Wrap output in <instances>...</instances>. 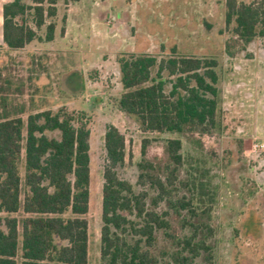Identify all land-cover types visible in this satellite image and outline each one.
Segmentation results:
<instances>
[{
	"label": "trees",
	"instance_id": "16d2710c",
	"mask_svg": "<svg viewBox=\"0 0 264 264\" xmlns=\"http://www.w3.org/2000/svg\"><path fill=\"white\" fill-rule=\"evenodd\" d=\"M59 1L79 0L4 3L3 44L19 49L35 40L52 41ZM224 24L228 54L236 44L245 49L255 38L264 39V0H225ZM116 63L122 92L114 97L115 106L141 131L187 136L216 127L215 58L158 60L148 53H120ZM20 113H0V264H87L91 177L84 112L46 109L28 114L26 121ZM147 144L142 140V156ZM103 146L100 264H213V228L208 220H194L209 215L208 208L198 211L194 203L203 202L204 186L190 180L189 195L176 186L187 185L179 178L180 138L165 140L169 161L162 168L144 159L137 163L138 189L120 176L125 137L110 123L104 126Z\"/></svg>",
	"mask_w": 264,
	"mask_h": 264
},
{
	"label": "rangeland",
	"instance_id": "374dc122",
	"mask_svg": "<svg viewBox=\"0 0 264 264\" xmlns=\"http://www.w3.org/2000/svg\"><path fill=\"white\" fill-rule=\"evenodd\" d=\"M92 1L94 4L98 1L92 18L97 17L99 23L109 19V23L102 26L90 22ZM100 1L80 0L74 6L73 3L68 6L61 1L57 3V18L55 15L51 19L55 32L56 22L65 19L68 7L79 8L73 14L75 24L59 48H56L55 39L54 42L43 41L45 50L37 54V51L32 54L29 49L12 50L5 55L0 53V61L5 58L7 63L12 62L11 71L18 79L27 64L33 67L36 56H43L44 110L64 108L84 112L83 121L90 128L91 177L86 214L87 264H100L101 191L105 165L103 133L108 118L114 119L125 137V165L119 170L120 176L135 186L139 173L137 163L144 159L162 168L169 161L165 140L180 138L183 166L179 178L187 185L176 186L178 192L185 195H189L190 180L204 186L203 202L194 203L199 207L198 211L208 208L209 215H199L194 220H208L213 228V264H264V153L251 151L254 138L264 140V39L255 38L245 49L236 44L228 54L225 42L230 33L224 24L225 0H108L112 3L109 10L96 9L100 7ZM104 3L106 5L107 1ZM111 10L117 17L116 22L108 14ZM120 20L125 27L115 36ZM44 34L45 26L38 31L41 38ZM123 36L124 42L121 41ZM133 36L147 44L152 43L148 54L155 55L158 60L170 56H195L218 61L220 101L214 129L187 136L144 132L136 123L118 114L114 97L117 96L119 77L113 58L116 60L120 53H143L142 43L140 46L126 45L135 40ZM119 43L123 44V51L114 54ZM109 55L112 59L106 60ZM154 73L155 69L152 70ZM108 87L111 88L109 95H105ZM93 94L99 98L96 106L91 104ZM72 95L70 103L68 98ZM28 111L23 112L24 120L31 110ZM144 139L148 144L142 156ZM20 174L23 175V151ZM140 187L136 186L137 189ZM13 216L19 218L20 214ZM18 231L21 232L20 226Z\"/></svg>",
	"mask_w": 264,
	"mask_h": 264
},
{
	"label": "crops",
	"instance_id": "0c3cea01",
	"mask_svg": "<svg viewBox=\"0 0 264 264\" xmlns=\"http://www.w3.org/2000/svg\"><path fill=\"white\" fill-rule=\"evenodd\" d=\"M10 0H0V53L1 54H8V51H12V50H26L28 51L31 50L33 51L32 54H34V51H37L36 54L40 51H44V43L43 40L42 42H34L32 41L30 44L19 48V49H9L8 47H6L3 44V40H2V6L4 3L8 2ZM105 1V0H104ZM103 0L100 1V7L96 8V9H101V10H109L111 9V5L112 3L108 0L106 5L104 3ZM79 1L74 2L73 6L75 3H79ZM98 3V1H97ZM97 3L94 4V2L92 1L93 5H90V9H89V16H90V22L93 24H97L100 21H98V18L96 17V19L92 18V14H93V10L95 8V6H97ZM69 4H67L68 6ZM73 6H69L67 9L68 14H66L64 17L65 19L62 20V22H56V32L54 35V38L52 41L50 42H54V40L56 39V48H59V46L62 43V40H64L67 37L68 31L69 29L73 26V24H75V22L73 21V14L78 10L73 9ZM59 12V10L57 11V13ZM56 13V14H57ZM109 15H111V20H113L114 22L117 21V17L116 15H113V10H111V12L109 11L108 13ZM121 16V15H120ZM110 17V16H109ZM57 18V15H56ZM62 18V16H61ZM74 22V23H73ZM107 23H109V19L103 20L101 21L102 26L106 25ZM125 23H123L122 20H120L119 22H117V29L116 32L114 33L115 36L119 35V32H121L122 28H124ZM134 37V36H133ZM132 37V38H133ZM123 39L121 41H125V37H122ZM130 38V36L128 37ZM135 40H133L132 42H128L126 45H136V46H140L141 43L143 45V53H150L149 52V47L152 45V43L147 44V42L145 41H139L134 37ZM120 41V42H121ZM119 47V49L117 51H114V54H117L118 52L123 51V44H118L116 45V47ZM30 47V48H29ZM57 52V50H56ZM110 52V51H109ZM109 54V53H108ZM33 57V56H32ZM113 56L109 55L106 60L108 59H112ZM2 60L0 61V113L1 112H6L8 114H12L15 110H19L21 111V113L19 114V116L22 118L23 121V112H29L28 110H31L30 113H26L27 116L28 114L31 113H38L40 111L44 110V82H45V71L43 68V56H36V63L35 66L32 67V64H27V66H25V70L24 73L20 74V78L18 79L17 76H14L13 72L11 71V64L12 62L10 61V63L4 61L5 58H1ZM113 62L116 63L115 58H113ZM18 79V80H17ZM17 80V82H15ZM17 84V85H16ZM18 87V88H17ZM32 88V89H30ZM109 88V87H108ZM110 89L105 90V95L108 94L110 92ZM117 89V93L116 95H119L122 92V88L120 85V82H118V85L116 86ZM73 98V95L70 96L68 98V101L71 103L72 101H70V99ZM94 100L91 102L92 106H96L97 105V101H99L98 97L96 96V94H93ZM91 98V99H92ZM102 98V97H101ZM68 102V103H69ZM116 111L118 112L119 115L122 114V112H120L117 108ZM27 119V118H26ZM108 123L112 124L113 126H115L116 128H118V124L114 121L113 118H108Z\"/></svg>",
	"mask_w": 264,
	"mask_h": 264
},
{
	"label": "built area",
	"instance_id": "2783aa9c",
	"mask_svg": "<svg viewBox=\"0 0 264 264\" xmlns=\"http://www.w3.org/2000/svg\"><path fill=\"white\" fill-rule=\"evenodd\" d=\"M251 151L256 154L264 153V140H257L256 138H254L251 145Z\"/></svg>",
	"mask_w": 264,
	"mask_h": 264
}]
</instances>
